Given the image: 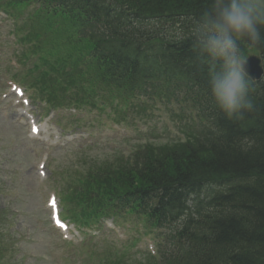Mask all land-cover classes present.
I'll use <instances>...</instances> for the list:
<instances>
[{
    "label": "trees",
    "instance_id": "1",
    "mask_svg": "<svg viewBox=\"0 0 264 264\" xmlns=\"http://www.w3.org/2000/svg\"><path fill=\"white\" fill-rule=\"evenodd\" d=\"M31 1L38 19L29 35L47 48L38 59L47 67L34 64L22 74L35 98L49 107L120 104L128 114L146 112L142 95L183 103V139L148 138L129 160H85L69 184L65 215L82 223L126 210L169 229L170 248L144 264H264V77L250 81L255 109L226 119L192 48L209 0H15ZM53 27L62 28V43H54ZM242 51H250L246 43ZM251 51L264 59V46ZM33 69L39 77L30 80ZM189 106L197 121L185 112ZM126 111L115 109L116 119Z\"/></svg>",
    "mask_w": 264,
    "mask_h": 264
},
{
    "label": "rangeland",
    "instance_id": "2",
    "mask_svg": "<svg viewBox=\"0 0 264 264\" xmlns=\"http://www.w3.org/2000/svg\"><path fill=\"white\" fill-rule=\"evenodd\" d=\"M11 28L10 21L0 19V80L4 79L0 81V225L4 227L1 241L16 242L14 256L20 264H81L72 261L73 249L62 241L67 237L76 245L81 236L73 228L69 233L55 229L47 206V197L58 186L61 173L68 174L69 167L80 158L128 152L139 138H150L149 132L144 131L147 127L163 141L166 136L171 138L177 128L163 106L154 109V120L147 123L135 117L137 127L121 128L107 121L102 113L84 110L76 118L61 109L56 115L51 113L52 121L48 122L41 117L40 109L32 105L39 129L38 134H32L28 117L23 114L27 108H20L13 93L5 96L8 82L4 69L13 68L10 63L15 64L14 58L17 59L12 40H7ZM31 66L32 62H28L25 69ZM54 117L71 128L61 134ZM114 222L119 226L109 217L104 223L101 221L98 230L87 229L86 243L91 249H85L90 255L91 250L100 255L110 251L136 263L143 252L152 251L153 238L143 235L137 222L120 218ZM135 237L136 244L130 246ZM110 240H116L120 252L114 244L105 242Z\"/></svg>",
    "mask_w": 264,
    "mask_h": 264
},
{
    "label": "clouds",
    "instance_id": "3",
    "mask_svg": "<svg viewBox=\"0 0 264 264\" xmlns=\"http://www.w3.org/2000/svg\"><path fill=\"white\" fill-rule=\"evenodd\" d=\"M264 0H209L191 33L192 48L208 69V86L226 119L255 109L242 43L264 46Z\"/></svg>",
    "mask_w": 264,
    "mask_h": 264
},
{
    "label": "water",
    "instance_id": "4",
    "mask_svg": "<svg viewBox=\"0 0 264 264\" xmlns=\"http://www.w3.org/2000/svg\"><path fill=\"white\" fill-rule=\"evenodd\" d=\"M246 59H248L249 72L251 78L254 80L260 79L261 75L263 74V65L261 57L257 55H250Z\"/></svg>",
    "mask_w": 264,
    "mask_h": 264
}]
</instances>
